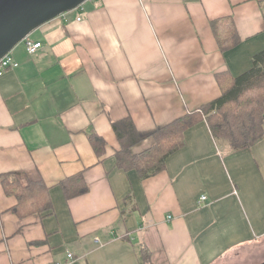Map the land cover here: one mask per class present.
Returning <instances> with one entry per match:
<instances>
[{
  "label": "crops",
  "instance_id": "0c3cea01",
  "mask_svg": "<svg viewBox=\"0 0 264 264\" xmlns=\"http://www.w3.org/2000/svg\"><path fill=\"white\" fill-rule=\"evenodd\" d=\"M220 18L239 36L224 49ZM28 39L41 47L19 43L0 77V264H143L141 249L151 264L264 263V137L232 149L201 119L142 178L118 166L114 129L150 132L221 96L264 49V0H87ZM11 172L43 180L51 208L8 193ZM76 177L87 190L67 197Z\"/></svg>",
  "mask_w": 264,
  "mask_h": 264
},
{
  "label": "trees",
  "instance_id": "16d2710c",
  "mask_svg": "<svg viewBox=\"0 0 264 264\" xmlns=\"http://www.w3.org/2000/svg\"><path fill=\"white\" fill-rule=\"evenodd\" d=\"M228 22V23H227ZM220 46L224 49L239 42V36L232 18H220L211 22ZM255 91L251 97L246 93ZM247 98V99H245ZM232 106V107H231ZM215 112V114H213ZM205 119L218 143H226L232 149H247L264 137V49L253 56L250 69L233 77L222 88V94L205 104L198 111L188 113L167 125L156 127L150 132L139 131L133 120L127 118L114 123V129L122 147L117 151L118 166L126 170L136 169L142 178L161 172L167 158L184 144V131ZM153 136L155 144L140 153H133L132 147ZM97 149L98 138H94ZM81 181L80 177L74 181ZM2 182L8 193H14L22 203H32L33 208H51L50 192L43 180L24 184L15 173H6ZM67 197L87 190V183H63ZM143 264L150 263V253L141 249Z\"/></svg>",
  "mask_w": 264,
  "mask_h": 264
},
{
  "label": "water",
  "instance_id": "95a60500",
  "mask_svg": "<svg viewBox=\"0 0 264 264\" xmlns=\"http://www.w3.org/2000/svg\"><path fill=\"white\" fill-rule=\"evenodd\" d=\"M86 1L0 0V59L11 53L36 28Z\"/></svg>",
  "mask_w": 264,
  "mask_h": 264
},
{
  "label": "built area",
  "instance_id": "2783aa9c",
  "mask_svg": "<svg viewBox=\"0 0 264 264\" xmlns=\"http://www.w3.org/2000/svg\"><path fill=\"white\" fill-rule=\"evenodd\" d=\"M25 47L27 51L31 54L35 53L38 48L41 47V42H33L32 40H29L28 38L24 39ZM20 64L19 62L14 59V57L11 55V53H8L3 58L0 59V77L4 75V73L10 69V68H16ZM207 199V195H202L201 200ZM68 256L71 258L72 254H68Z\"/></svg>",
  "mask_w": 264,
  "mask_h": 264
},
{
  "label": "rangeland",
  "instance_id": "374dc122",
  "mask_svg": "<svg viewBox=\"0 0 264 264\" xmlns=\"http://www.w3.org/2000/svg\"><path fill=\"white\" fill-rule=\"evenodd\" d=\"M23 41H24V40H23ZM23 41H22V42H23ZM255 94H256V92L252 90V91L246 93L244 97H251L252 95H255ZM245 99H247V98H245ZM231 107H232V106H231ZM213 114H215V112H213ZM215 115H216V114H215Z\"/></svg>",
  "mask_w": 264,
  "mask_h": 264
}]
</instances>
